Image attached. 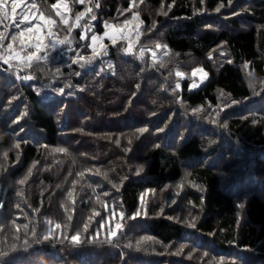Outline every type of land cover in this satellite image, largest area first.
<instances>
[{
    "label": "trees",
    "instance_id": "1",
    "mask_svg": "<svg viewBox=\"0 0 264 264\" xmlns=\"http://www.w3.org/2000/svg\"><path fill=\"white\" fill-rule=\"evenodd\" d=\"M53 3L69 5L70 32ZM21 8L56 21L46 44L70 43L25 67L15 57L37 41L18 35L27 24H13L9 0L0 23V53L13 57L0 59V264H264V0ZM104 24L126 34L93 45ZM77 232L79 244L64 238ZM143 237L152 239L137 245Z\"/></svg>",
    "mask_w": 264,
    "mask_h": 264
},
{
    "label": "snow or ice",
    "instance_id": "2",
    "mask_svg": "<svg viewBox=\"0 0 264 264\" xmlns=\"http://www.w3.org/2000/svg\"><path fill=\"white\" fill-rule=\"evenodd\" d=\"M76 2L83 4L85 2V0H76ZM8 5H9V0H0V23H2L3 20H7L9 19V12H8ZM98 6V5H97ZM63 9L67 10V12H62L61 11V4L59 3H53L52 4V8L56 10V15L60 17L61 23H63L64 25L68 26V30L69 32L72 30L73 25L69 24V19L67 18V13L71 11L69 5L67 3H64L62 5ZM21 8V0H11V13H12V17H13V24L16 27H20V25L22 24H27L26 28H23L18 35L23 38L25 35V32L28 33H32V32H41L42 31V27L40 23H36V24H32L31 20L35 19V17H30V9L25 10L23 8H21L20 12H17V9ZM31 8H36L35 3H31ZM92 10L91 8H88L86 10L87 13H90ZM217 11H219V8H217ZM86 12H80L75 16V25L74 26H79V22L85 17ZM166 14V13H165ZM19 17V20H16L15 17ZM138 15H134V19H137ZM39 21H43L44 22V26L47 28V31L44 35L41 36H36L35 40L37 41L35 44L29 45V47L34 48V51L28 52V54L25 57H20L19 54L16 55L15 59L21 60L22 63H24L25 67H32V64L34 62H39L41 60L44 59L43 56L40 55L41 52H45L48 50L49 47L55 48L57 46V44H66V43H70V41L67 38L64 39H57L56 41H53L50 45L45 43V40H50V38L55 34L53 31V27L56 26V21L53 20L50 16H45V14L43 12L39 13ZM92 19H95V16H92ZM127 23V22H126ZM106 27H111L109 25H106ZM108 34L105 33V36H107ZM16 36H12V41L16 40ZM82 39H84L85 37H81ZM5 39V36L3 33H0V41H3ZM92 44L95 45L98 41L97 36H93L92 38ZM157 48L162 47L161 45H156ZM166 47V46H164ZM13 48V43H8L6 46V51L7 50H11ZM133 51L132 45L129 44V46L125 49L126 53H131ZM101 54H107L106 51H103V49L101 51H97L95 48H93V55H101ZM144 55L143 50H141L140 52V58L142 59ZM152 57H153V61L155 62L157 60L156 54L153 52L152 53ZM13 57L11 56V54L9 53V55L6 57L4 54L0 53V59L3 60V62L5 64L9 63V60L12 59ZM93 57H89L88 60H91ZM80 59H85L84 57H80ZM76 62V61H73ZM197 71L199 72H203L202 69H198V70H194L193 71V76L196 75ZM177 76H183L184 74L181 72H177L176 73ZM204 75H207L206 73H204ZM25 80H30L33 79V77L31 76H25L22 77ZM195 86V85H193ZM177 87H179V84H177ZM63 90H61L62 92ZM195 111H200L199 109H194ZM226 127V125H225ZM139 133H143L145 131H147V129L141 128V129H137L136 130ZM117 143H119V141H117ZM129 143H131V140H129ZM16 147H19V144L16 145ZM54 151L59 152V153H66L67 149L64 148H58L55 149ZM5 156H7V153H5ZM99 170H97L98 172ZM143 171V166L141 165L138 169H137V174H139L140 172ZM84 172L79 173L78 175H80L81 177L84 176ZM29 175H31V169L29 170ZM25 181L21 180L19 181L20 184H23ZM115 187V185H114ZM68 197L69 199H72L73 197V193L70 191L68 192ZM74 202V201H73ZM240 207H243V205H240ZM98 214V213H97ZM136 216L140 215V212L138 211L136 214ZM121 217H123V214H121ZM133 219L135 218V216L132 217ZM69 219H71V217H69ZM190 227H194L193 223H189ZM23 227L25 229L28 228V225H23ZM56 229H60L61 225L60 224H56L54 226ZM115 228L117 230L122 229V224L121 223H117L115 225ZM88 229V225L85 224L84 226V231H87ZM17 231H19V226H17ZM117 234L116 231H113L111 228L109 229V236L106 239L105 242L107 243H111L112 242V238L115 237V235ZM33 235H35V231L33 230ZM80 233L77 232L74 235H72L71 237H64L65 239H69L70 242L74 243V244H79L81 243L80 240ZM52 237V233L51 231L49 232V234L45 235L43 237V239L47 240L50 239ZM96 237H94L93 239H95ZM152 239V237H143L141 239V241L137 242V245H139L142 241L145 240H150ZM25 244H27V241H25ZM131 246V245H129ZM13 250H15V246H13ZM183 250V246L181 248V251ZM8 253L7 252H0V256H7ZM205 256H208V253H204Z\"/></svg>",
    "mask_w": 264,
    "mask_h": 264
},
{
    "label": "rangeland",
    "instance_id": "3",
    "mask_svg": "<svg viewBox=\"0 0 264 264\" xmlns=\"http://www.w3.org/2000/svg\"><path fill=\"white\" fill-rule=\"evenodd\" d=\"M62 5L63 4H61V11L63 10V7H62ZM30 17H35V19H32V24H36V23H40V21H39V16H32V15H30ZM106 25H109V24H104V30L101 32V33H98V34H96V33H93V34H91V36H90V42L92 43V37L95 35V36H97L98 38H100V39H98V41L99 40H102L103 38H108V37H121V36H124L125 34H126V30H123V31H121L119 28H116V27H106ZM110 26V25H109ZM40 33L41 32H32L31 33V36L32 37H36V36H39L40 35ZM105 33H107L108 35L107 36H105Z\"/></svg>",
    "mask_w": 264,
    "mask_h": 264
}]
</instances>
